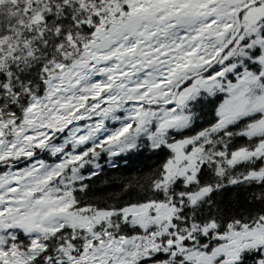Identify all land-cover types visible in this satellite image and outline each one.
<instances>
[{"label":"snow or ice","instance_id":"obj_1","mask_svg":"<svg viewBox=\"0 0 264 264\" xmlns=\"http://www.w3.org/2000/svg\"><path fill=\"white\" fill-rule=\"evenodd\" d=\"M0 264H264V0H0Z\"/></svg>","mask_w":264,"mask_h":264},{"label":"trees","instance_id":"obj_2","mask_svg":"<svg viewBox=\"0 0 264 264\" xmlns=\"http://www.w3.org/2000/svg\"><path fill=\"white\" fill-rule=\"evenodd\" d=\"M148 155V153H145L143 156L133 157L126 166H122V170L109 169L105 177H102L101 179H107L109 177L113 179L122 177L133 178L139 175L141 171L146 172L157 162L155 157L148 159ZM100 186L103 187L104 185L101 184Z\"/></svg>","mask_w":264,"mask_h":264}]
</instances>
